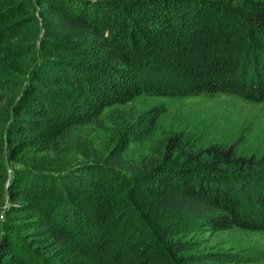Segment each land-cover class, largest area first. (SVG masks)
Segmentation results:
<instances>
[{"label":"trees","instance_id":"trees-1","mask_svg":"<svg viewBox=\"0 0 264 264\" xmlns=\"http://www.w3.org/2000/svg\"><path fill=\"white\" fill-rule=\"evenodd\" d=\"M219 92L264 101V0H0V264H186L195 222L264 232V155L164 132L128 159L164 108L107 113ZM107 116L109 145L29 154Z\"/></svg>","mask_w":264,"mask_h":264},{"label":"rangeland","instance_id":"rangeland-1","mask_svg":"<svg viewBox=\"0 0 264 264\" xmlns=\"http://www.w3.org/2000/svg\"><path fill=\"white\" fill-rule=\"evenodd\" d=\"M260 2L263 0H254ZM154 106H163L156 129L141 141L130 144L128 159L140 160L152 152L154 141L162 133L181 134L191 145L204 147L208 144L236 145L244 155H264V101H254L230 92L202 93L191 96L140 95L127 105H115L114 110L141 113ZM128 115V116H130ZM106 117V130L91 125H79L61 140L52 152L32 149L30 155L57 156V149L72 144L77 148V158L92 152L104 144L109 145L113 136L112 124ZM67 142V144H66ZM71 146V145H70ZM85 155V154H84ZM186 242L187 248L178 252L186 257V264H264V232L233 226L215 230L204 222L176 237Z\"/></svg>","mask_w":264,"mask_h":264}]
</instances>
